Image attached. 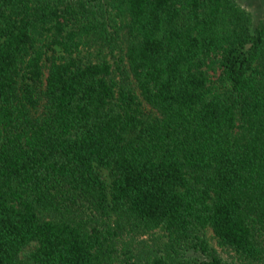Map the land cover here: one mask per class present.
<instances>
[{
  "label": "trees",
  "instance_id": "16d2710c",
  "mask_svg": "<svg viewBox=\"0 0 264 264\" xmlns=\"http://www.w3.org/2000/svg\"><path fill=\"white\" fill-rule=\"evenodd\" d=\"M155 228L202 264H264V17L0 0V264H113Z\"/></svg>",
  "mask_w": 264,
  "mask_h": 264
},
{
  "label": "rangeland",
  "instance_id": "374dc122",
  "mask_svg": "<svg viewBox=\"0 0 264 264\" xmlns=\"http://www.w3.org/2000/svg\"><path fill=\"white\" fill-rule=\"evenodd\" d=\"M250 13L252 29L264 17V0H235ZM208 245L226 262H237L235 254L218 245L210 230L202 233ZM117 260L113 264H143L153 258H162L167 264H202L204 255L195 249L176 245L160 228L143 234L123 232L117 242Z\"/></svg>",
  "mask_w": 264,
  "mask_h": 264
}]
</instances>
